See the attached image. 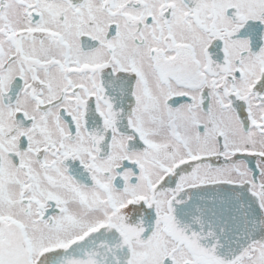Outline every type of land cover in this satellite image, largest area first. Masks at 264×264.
I'll use <instances>...</instances> for the list:
<instances>
[{"label": "snow or ice", "instance_id": "1", "mask_svg": "<svg viewBox=\"0 0 264 264\" xmlns=\"http://www.w3.org/2000/svg\"><path fill=\"white\" fill-rule=\"evenodd\" d=\"M0 264H264V0H0Z\"/></svg>", "mask_w": 264, "mask_h": 264}]
</instances>
